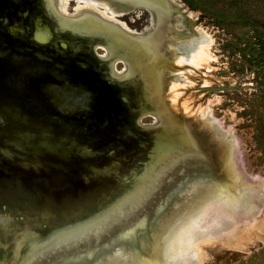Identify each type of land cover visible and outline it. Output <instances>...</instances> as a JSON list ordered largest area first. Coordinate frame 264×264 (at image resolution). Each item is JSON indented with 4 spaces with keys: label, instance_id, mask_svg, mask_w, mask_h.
Masks as SVG:
<instances>
[{
    "label": "bare ground",
    "instance_id": "obj_1",
    "mask_svg": "<svg viewBox=\"0 0 264 264\" xmlns=\"http://www.w3.org/2000/svg\"><path fill=\"white\" fill-rule=\"evenodd\" d=\"M88 1L86 11L71 18L56 0H0V92L16 97L20 105L28 97H39L44 107L57 111L62 122L70 125L72 135H54L28 125L19 113L3 106L0 134L52 150L61 167L57 176L66 196L83 199L82 212H98L83 242L40 264H144L139 255L157 256L152 239L162 236L172 219L168 207L175 204L176 213L184 209L190 213L212 202L213 194L223 195L206 169L220 178L224 172L217 166L223 164L219 156L205 153L191 138L148 159L151 133L139 124L141 117L153 115L150 107L163 115L157 118V128L162 130L174 119L171 113L186 114L177 104L178 90L185 83L187 65H200L210 41L192 28L189 12L177 0H98L114 17L107 20L87 15L96 4ZM136 8L150 14V26L141 33L117 20ZM98 49L104 54L99 55ZM117 63L123 64V70L116 69ZM154 63L162 66L159 74L150 67ZM202 121L213 128L217 141L223 137L212 124ZM160 137L166 140L163 133ZM164 139V144L173 142ZM7 141L0 139V179L11 175L6 166H17L6 160L9 153L15 156ZM198 164L204 168H197ZM23 172L30 180L31 172ZM143 176L148 177L142 181ZM239 190L240 200L229 198L230 204L224 203L235 213L245 211L244 196L254 194L255 186L240 176ZM113 200L116 203L110 205ZM224 214L236 215L231 211ZM103 223L104 229H99ZM94 250L99 253L89 262L79 257L81 252ZM106 250L112 251L109 257H104ZM120 258L123 260L117 261ZM162 261L158 262L169 263L170 258Z\"/></svg>",
    "mask_w": 264,
    "mask_h": 264
},
{
    "label": "rangeland",
    "instance_id": "obj_2",
    "mask_svg": "<svg viewBox=\"0 0 264 264\" xmlns=\"http://www.w3.org/2000/svg\"><path fill=\"white\" fill-rule=\"evenodd\" d=\"M56 1L71 18L90 6L88 0H61V4L60 0ZM177 1L189 12L192 28L210 41L208 54L198 67H186L185 83L177 94V104L185 108L186 114L171 113L174 119H170L163 131L157 128L158 119L163 115L150 107L153 115L141 117L139 124L151 133V156L192 139L197 140L205 153L219 156L224 166H217L225 178L222 175L217 178L216 172L206 169L207 176L219 184L223 195L221 198L213 194L212 202L201 204L196 210L198 217L192 215L196 213L194 210L192 214L187 209L176 213L175 204L168 207L167 213L173 214L172 219L167 222L163 235L152 239V243H156V258L152 254L139 255V258L144 264H160L169 258L166 264H264V0ZM91 2L96 3L95 8L87 15L94 14L103 20L114 18L98 0ZM117 20L137 33L146 30L151 21L149 12L143 8H136ZM97 53L103 55L104 50L98 49ZM150 67L153 73L159 74L162 66L154 63ZM116 69L123 70V64L117 63ZM203 119L222 134L219 141L214 138L213 128H208ZM159 131L173 142L162 144L163 139L156 133ZM3 138L8 139L7 143L17 139L0 134V139ZM169 144L173 145L166 147ZM11 152L17 155L14 150ZM18 156L6 160L30 171L29 178L36 189L31 198L26 195L31 192L26 186L23 187L25 195H21L18 189L10 187L12 180L0 179V264H40L54 253L83 242L89 224L99 216L94 211L89 215L82 212L84 200L79 197L65 196L56 201L64 186L57 178L59 173L46 164L25 166L23 162L31 159ZM52 160L59 162L53 155ZM198 165L197 168H204ZM240 176L253 183L255 190L254 194L244 196L245 211L235 213L234 208L224 207V203L230 204L229 198L241 199ZM147 177L143 176L142 181ZM141 183H135V187L140 188ZM66 197L67 202H64ZM114 203L115 200L109 204ZM225 211L236 215L228 216ZM37 212L50 215L40 223ZM105 224L98 228L104 229ZM105 252L104 257H109L112 251ZM97 253V250L81 252L79 257L89 262ZM120 260L123 259L117 261Z\"/></svg>",
    "mask_w": 264,
    "mask_h": 264
},
{
    "label": "water",
    "instance_id": "obj_3",
    "mask_svg": "<svg viewBox=\"0 0 264 264\" xmlns=\"http://www.w3.org/2000/svg\"><path fill=\"white\" fill-rule=\"evenodd\" d=\"M63 94L65 95L66 92H63ZM164 131V130H163ZM158 135L161 134L162 135V132H156ZM159 135V136H161ZM164 139V138H163ZM162 143V141H161ZM168 143L167 141L165 142V144ZM164 144V143H162ZM10 146H12L13 150L17 153V157H20L18 155H23V156H27L31 159V161H28V163H23V165L27 166V165H31V166H35L37 167L38 165L40 164H48L49 167L53 168L54 170H56L57 173L60 174V172L58 171L60 167V164L59 163H55V162H52V155L54 154L52 152V150H48L49 148H47L46 146H33L29 140L27 139H24V140H14V142H10L9 144ZM167 147V145H166ZM38 148H41V150L43 152H41L40 150H38ZM46 151V152H44ZM151 151L152 149L150 148V151H149V154H148V159H151L153 158V156L155 155H158L160 153V151H157L155 153V155L151 156ZM52 153V154H51ZM30 156H33L32 158ZM6 158H10L11 155L9 153V155H6L5 156ZM50 159V160H49ZM52 160V161H51ZM24 167H20V166H12V167H8L6 166V169H8L7 171H11V172H7L8 173H11V175H3L5 176L3 181L5 182H10L12 180L13 182V186L19 190V192L21 193V195H25L26 191H24V186L27 187V189H30L31 192L30 193H27L26 195H28V197H31L32 198V194L35 193V189H36V185L31 182L27 176H26V172H23V170H25L26 168ZM59 180H61V178H59V176L57 177ZM62 181V180H61ZM10 184V183H8ZM55 189H53L52 191H54ZM66 194L62 191H60V194L58 195V198L60 197H65ZM61 199H64V198H61ZM115 204V203H114ZM112 204V205H114ZM37 216L39 215V218H38V221L43 222L45 221L50 214H47L46 212H37L36 213ZM60 216L63 215V213H59ZM54 217V216H53ZM42 219V220H41Z\"/></svg>",
    "mask_w": 264,
    "mask_h": 264
},
{
    "label": "flooded vegetation",
    "instance_id": "obj_4",
    "mask_svg": "<svg viewBox=\"0 0 264 264\" xmlns=\"http://www.w3.org/2000/svg\"><path fill=\"white\" fill-rule=\"evenodd\" d=\"M96 79L97 83H103L101 79ZM19 102L16 97L11 98L0 92V107H9L13 112L19 113L21 117L26 119L28 125L45 128L54 135H58V133L72 135L70 125L62 122V117L57 111L56 113L54 109L44 107V103L39 97L36 99L28 97L27 100L22 101L21 105ZM46 114H51L52 116H47ZM102 115L106 117L104 113Z\"/></svg>",
    "mask_w": 264,
    "mask_h": 264
}]
</instances>
